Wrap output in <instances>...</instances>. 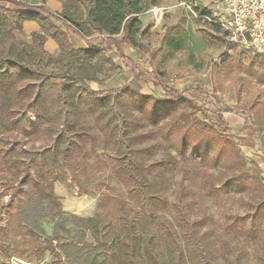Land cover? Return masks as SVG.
<instances>
[{
  "label": "trees",
  "instance_id": "16d2710c",
  "mask_svg": "<svg viewBox=\"0 0 264 264\" xmlns=\"http://www.w3.org/2000/svg\"><path fill=\"white\" fill-rule=\"evenodd\" d=\"M56 1L61 4V11L54 15L41 5L35 7L15 0H0L18 7L11 10L7 5L0 6V185L13 189L8 205L11 216L28 237L41 230L44 219L54 222V235L48 245L56 242L60 247L63 261L58 260L57 264H188L182 258L179 245L171 260L168 247L162 240L166 237L163 224L152 226L146 221L156 216L151 210L152 205L165 209L167 202L163 197L151 195L147 177L139 176L137 170L140 168L131 164L129 126L137 124L139 119L131 116L127 102H133L141 116L151 120L181 157L185 156L187 140L190 139L195 145L191 149L194 151L192 155L199 161L221 162L220 165H225L228 171L238 168L239 174L229 181L236 186H241L248 178L242 171L245 159L239 144L235 137L226 136L227 129L208 124L209 112L188 100L185 89L177 91L167 87L156 73L138 68L118 49L120 44L136 46L137 40L144 36L137 17L157 6L161 0ZM26 21L34 22L40 28L38 33L31 34L29 44L16 36ZM69 31L82 39L97 36L100 43L96 46L87 44L86 48L76 47L68 40ZM117 36L119 40L115 39ZM48 38L57 45L56 57L44 49ZM106 46L115 48L118 59L131 75V84L150 83L159 87L162 99H149L128 88L103 92L90 89L86 84V80L93 78L90 71L96 72L108 61L103 52ZM251 64L247 71L264 84V57L253 56ZM254 66L258 67L257 71L253 70ZM166 103L190 104L202 117L201 122L190 129L180 126L178 120H168L171 110L166 109ZM147 104H151L149 108ZM86 116L94 119L97 128L94 135H89L90 128L81 123ZM100 136L106 147L112 145L122 162L119 178L129 182L139 179V197H143L144 204L150 207L143 210V218H129L127 203L116 198H109L118 205L112 219L66 213L53 193L44 165L36 164L37 176L32 177L30 164L33 160L49 158L51 162L56 159L68 165L72 155L85 153L87 138V143H93ZM236 140L242 146H253L249 139ZM211 142L215 145L213 149ZM221 143H227L231 150L223 151ZM173 160L172 156L164 157L155 164L163 167L174 163ZM200 172L196 178L200 197H219L222 190L216 185L217 178L206 170ZM261 175V170L253 165L251 181L259 182L264 188ZM74 180L78 179L75 177ZM158 185L156 181L152 187ZM258 211L247 216L227 217L226 230L236 232L234 227H240L238 229L247 234L258 232L254 224ZM109 229L113 232L110 238L106 235ZM61 230L66 235L59 238L56 233ZM171 234L175 241L174 234ZM33 245L40 256L48 249L47 244L36 242Z\"/></svg>",
  "mask_w": 264,
  "mask_h": 264
},
{
  "label": "rangeland",
  "instance_id": "374dc122",
  "mask_svg": "<svg viewBox=\"0 0 264 264\" xmlns=\"http://www.w3.org/2000/svg\"><path fill=\"white\" fill-rule=\"evenodd\" d=\"M15 1L31 6L39 2L45 11L57 14L46 4L48 0ZM184 3H188L190 10ZM6 5L11 10L18 8L10 3L0 2V6ZM159 6L166 10L158 27L138 39L134 53L129 50L124 52L125 48L121 51L138 68L156 73L167 87L177 91L185 89L188 100L209 112L210 126L227 129L226 136L235 137V142L240 146L245 159L242 171L248 178L241 186L229 182L240 170L233 168L228 171L224 163V167L220 165L221 162L209 164L207 160L199 161L197 156L192 155L194 151L191 149L195 145L190 139L187 140L185 156L181 157L151 120L143 118L133 102H127L131 116L139 119L137 124L129 126V137L132 138L129 148L131 164L138 165L139 176H146L150 187L158 182V187L148 186V191L152 192L151 195L163 197L167 202L165 209L152 205L151 210L156 212V219L146 221L152 226L163 224L166 237L162 240L168 247L171 260L179 245L182 258L188 264H264V188L259 182L251 181L253 165L261 170L264 181V84L247 71L251 69V60L256 54L252 50L228 45L227 34L215 24L216 16L206 0H164ZM204 15H207V19ZM150 21L146 22L149 27L155 26ZM26 23L28 22H24L21 31L16 32V36L29 44L31 34L38 33L40 28L30 21L29 25H36L35 31H31L32 26L25 27ZM67 37L70 42V33H67ZM119 38L115 37L116 40ZM93 39L97 40L94 46L100 43L97 36ZM45 51L48 52L46 49ZM103 52L108 61L96 72L90 71L93 78L86 80L90 89L103 92L128 88L149 99H162L159 87L150 83L131 84V75L118 59L115 48L106 46ZM57 54L58 49L51 55L56 57ZM253 70L257 71L258 67L254 66ZM150 105L147 104V108ZM165 107L171 110L167 119L178 120V124L185 128L192 129L202 120L197 110L188 103H166ZM30 119L33 120V117ZM81 123L90 128L89 135L97 133L91 116L84 117ZM236 138L249 139L253 146H242ZM87 139L84 141L85 153L74 156L71 154L68 165L56 159L52 162L49 158L44 161L33 160L30 164L32 177L37 176L36 164L44 165L53 193L59 198L62 211L66 213L78 217L99 216L105 220L112 219L118 205L109 201V198H116L127 203L129 218H143V210L150 207L149 204H144L143 197H139V179L136 182L122 181L118 176L122 162L112 145L106 147L102 136L93 143H87ZM220 145L223 151L231 150L227 143ZM210 146L213 149L215 145L211 142ZM169 156L174 157V163L163 167L155 164ZM142 167L148 169L144 170ZM201 169L217 178L216 185L222 190L219 197H200L196 178ZM224 172L227 173L226 177L222 176ZM75 177L77 181L74 180ZM12 191L13 189L0 185V264L62 262L58 244L52 242L51 246L48 245V240L54 235V222L46 218L42 221L40 231L34 229L36 231L31 237L25 235L8 208ZM257 209L259 211L254 224L258 232L247 234L241 232L238 229L240 227H234L236 232L226 230L227 217L247 216L254 214ZM171 233L174 234L175 241L171 238ZM63 235H66L64 230L56 233L59 238ZM106 235L110 238L113 235L112 229ZM36 242L47 244L48 249L41 256L33 249Z\"/></svg>",
  "mask_w": 264,
  "mask_h": 264
},
{
  "label": "built area",
  "instance_id": "2783aa9c",
  "mask_svg": "<svg viewBox=\"0 0 264 264\" xmlns=\"http://www.w3.org/2000/svg\"><path fill=\"white\" fill-rule=\"evenodd\" d=\"M206 1L216 16L215 24L226 32L230 47L252 50L264 57V0ZM187 4L183 5L190 10Z\"/></svg>",
  "mask_w": 264,
  "mask_h": 264
},
{
  "label": "crops",
  "instance_id": "0c3cea01",
  "mask_svg": "<svg viewBox=\"0 0 264 264\" xmlns=\"http://www.w3.org/2000/svg\"><path fill=\"white\" fill-rule=\"evenodd\" d=\"M162 1H164V0H161L160 3H162ZM169 1H177V0H169ZM35 4L36 5H33L35 7H39L40 5H42L39 2H35ZM46 4L50 5L49 6L50 9L54 13H59L61 11V4L58 1H56V0H48L46 2ZM159 4L157 6H155V7H151L149 10H147L146 12L140 14L137 17L138 21L141 24L142 32L144 33L143 37H145L148 33L153 32L158 27V23L160 22V20L162 19L163 14L165 13L164 11L166 10V8H164L162 6H159ZM148 21L154 22L155 26L149 27L150 25L146 23ZM31 24H33V25H29V22H28L24 26L25 27L32 26V30L31 31H35L36 25H34V23H31ZM67 33H70V43L72 45L76 46V47H79V48H86L87 44H94V42L97 41V40L93 39L94 36L90 37V38H87V39H82L80 36H78L77 34L71 32V31H69ZM139 39H141V38H139ZM137 42H138V40H137ZM137 42H136V46L135 47H132V46H130L128 44H122V45H120L119 49L123 51L124 50L123 48H125L126 50H124V52L125 51L127 52L129 50L130 52L134 53V49H137V44H138ZM45 49L49 52V54H52L57 49V45H56V43L53 40L48 39V41H46V43H45Z\"/></svg>",
  "mask_w": 264,
  "mask_h": 264
}]
</instances>
